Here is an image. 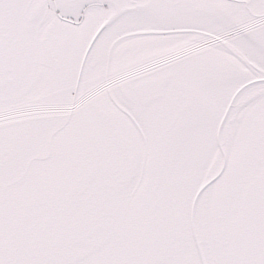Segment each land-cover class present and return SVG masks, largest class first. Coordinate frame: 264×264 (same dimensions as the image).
Masks as SVG:
<instances>
[{
    "label": "snow or ice",
    "instance_id": "snow-or-ice-1",
    "mask_svg": "<svg viewBox=\"0 0 264 264\" xmlns=\"http://www.w3.org/2000/svg\"><path fill=\"white\" fill-rule=\"evenodd\" d=\"M0 264H264V0H0Z\"/></svg>",
    "mask_w": 264,
    "mask_h": 264
}]
</instances>
